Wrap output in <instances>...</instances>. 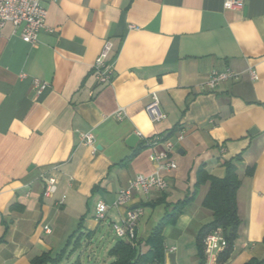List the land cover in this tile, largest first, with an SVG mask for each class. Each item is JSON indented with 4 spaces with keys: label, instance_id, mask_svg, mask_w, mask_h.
<instances>
[{
    "label": "crops",
    "instance_id": "0c3cea01",
    "mask_svg": "<svg viewBox=\"0 0 264 264\" xmlns=\"http://www.w3.org/2000/svg\"><path fill=\"white\" fill-rule=\"evenodd\" d=\"M224 1L54 0L33 44L21 37L22 26L0 25V264L56 258L81 239L89 247L112 232L109 263L120 239L112 224L137 206L144 209L134 242L140 253L152 249L164 221L159 264L264 259V0H245L242 9H225ZM106 42L114 74L102 84L93 64ZM226 69L240 77L202 89L211 72ZM35 78L47 84L41 93ZM153 91L165 114L159 121L146 110ZM173 130L167 138L176 167L161 171L166 189L136 192L128 206H114L120 189L157 170L150 154L166 144L140 149L144 140ZM87 132L96 151L81 139ZM133 133L141 135L135 147L127 143ZM230 160L241 179L238 236L225 261L223 250L203 262L199 236L213 212L203 205L210 183L199 180L224 177ZM50 176L57 186L47 197ZM99 200L110 206L104 221L95 219Z\"/></svg>",
    "mask_w": 264,
    "mask_h": 264
},
{
    "label": "built area",
    "instance_id": "2783aa9c",
    "mask_svg": "<svg viewBox=\"0 0 264 264\" xmlns=\"http://www.w3.org/2000/svg\"><path fill=\"white\" fill-rule=\"evenodd\" d=\"M50 1L54 0H0V25L5 24L6 22H11L15 26H22L21 37L23 40L32 44L36 43L40 31L47 27L46 4ZM244 6L245 0L224 1L225 9H242ZM110 50L111 43L106 42L101 53L97 56L93 64L95 79L102 84H109L113 79V66L107 60ZM248 73L251 79L258 78V74L254 68H249ZM24 76L25 74L21 75V77ZM239 77L240 73L232 69H226L223 71L214 70L211 72L207 82L202 86V89H214L223 81L238 79ZM34 85L37 93H41L47 86L46 82H43L38 78L34 79ZM149 96L150 99L146 105V110L153 120L159 121L165 117V114L160 108L159 95L157 92L153 91ZM124 115L125 111L123 109L118 110L115 114L118 119H122ZM183 137L184 131H179L177 134V140H182ZM81 139L87 145L92 146L93 151L97 150L95 147V138L92 133L87 132L82 134ZM161 141L165 142L166 149L158 153L153 152L150 154V159L158 163L157 170L150 174H138L128 183V185L120 189L114 202V206H128L136 192L148 195L152 190L166 189L167 182L161 174V171L172 170L176 167V161L172 157L174 141L169 138H159V136L144 140L148 146H154ZM56 186V177L50 176L45 178L44 195L47 197L52 196L56 191ZM61 202H63V199ZM109 208L110 206L106 204L105 201L99 200L95 208V219L98 221L106 220ZM143 213L144 209L141 206L128 207L126 214L121 221L112 224V229L115 235L119 238L128 239L134 243L137 239V225ZM228 246V238L221 227L216 228L203 238V247L206 258L215 256L219 252L225 250ZM149 264H159V262L155 261Z\"/></svg>",
    "mask_w": 264,
    "mask_h": 264
},
{
    "label": "trees",
    "instance_id": "16d2710c",
    "mask_svg": "<svg viewBox=\"0 0 264 264\" xmlns=\"http://www.w3.org/2000/svg\"><path fill=\"white\" fill-rule=\"evenodd\" d=\"M173 131L167 132L165 135H158L159 138H167L173 134ZM148 146L147 143H143L141 148ZM138 149V150H140ZM240 157L235 158L239 160ZM227 171L224 177H216L210 174H205L203 180H199V184L204 181L210 183V189L207 196L204 199L203 205L213 212V221L205 225L199 236L200 254L203 262H205V253L203 247V238L218 227L223 228L229 241V246L220 254L219 261H225L229 255L234 241L238 236V230L241 224V219L238 214L237 208V191L241 186V179L237 174V166L234 160L225 162ZM252 169H247V173H251ZM194 195L187 196L185 199L177 203L178 209H181L186 203H188ZM164 221L158 226L154 234L150 239L152 249L142 254L133 242L126 239H118L116 243L108 251V256L112 260L107 264H149L151 262H162L164 239L161 234V228ZM77 246V245H76ZM76 249V248H74ZM59 254L56 258H52L49 254H43L33 259L34 264H43L50 262L51 264H58L63 255ZM243 264H264V259H258L252 257L245 261Z\"/></svg>",
    "mask_w": 264,
    "mask_h": 264
},
{
    "label": "rangeland",
    "instance_id": "374dc122",
    "mask_svg": "<svg viewBox=\"0 0 264 264\" xmlns=\"http://www.w3.org/2000/svg\"><path fill=\"white\" fill-rule=\"evenodd\" d=\"M112 232L109 233L105 240L97 237L93 244L89 247H86L84 243L85 239H81L80 245L78 248L68 250L64 257L61 259L59 264H105L107 263V238H110ZM93 246V249L91 247Z\"/></svg>",
    "mask_w": 264,
    "mask_h": 264
},
{
    "label": "water",
    "instance_id": "95a60500",
    "mask_svg": "<svg viewBox=\"0 0 264 264\" xmlns=\"http://www.w3.org/2000/svg\"><path fill=\"white\" fill-rule=\"evenodd\" d=\"M140 137L133 133L131 134L128 139H127V143L131 146V147H135L137 142L139 141Z\"/></svg>",
    "mask_w": 264,
    "mask_h": 264
}]
</instances>
